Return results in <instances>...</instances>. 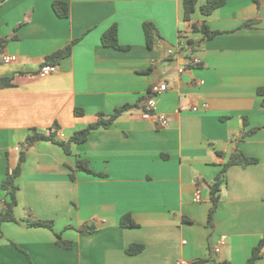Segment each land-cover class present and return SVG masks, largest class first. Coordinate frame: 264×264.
Wrapping results in <instances>:
<instances>
[{
	"label": "crops",
	"instance_id": "obj_1",
	"mask_svg": "<svg viewBox=\"0 0 264 264\" xmlns=\"http://www.w3.org/2000/svg\"><path fill=\"white\" fill-rule=\"evenodd\" d=\"M55 2L68 4L67 18ZM205 3L187 28L184 0H0V38L10 39L2 54L16 57L0 61V78L14 83L0 88V201L8 170L26 153L19 223L3 225L0 264L247 263L264 237V1L227 0L203 15ZM145 22L162 37L154 49ZM194 24L218 34L206 39ZM114 26L127 50L102 44ZM182 35L183 50L170 55ZM70 45L57 72L40 77L46 58ZM162 84L155 114L169 119L165 128L142 102ZM127 105L136 107L72 144L71 154L51 141L27 142L33 130L68 142L99 113ZM237 151L258 162L228 169L210 226V184ZM78 159L94 174L76 170ZM126 215L137 227L120 225ZM29 216L53 221L54 231L28 227ZM220 238L226 245L215 254ZM132 245L144 250L129 255Z\"/></svg>",
	"mask_w": 264,
	"mask_h": 264
},
{
	"label": "trees",
	"instance_id": "obj_2",
	"mask_svg": "<svg viewBox=\"0 0 264 264\" xmlns=\"http://www.w3.org/2000/svg\"><path fill=\"white\" fill-rule=\"evenodd\" d=\"M199 0H184V20L185 22L190 23L192 20V15L197 10ZM227 0H206V3L201 6V13L203 15H210L218 8L223 7L226 4ZM54 10L56 14L60 18H67L69 16V6L63 2H55L53 4ZM248 23L246 26H249ZM146 43L149 49L156 48L158 42L162 38L157 27L151 22H145L143 25ZM193 30L197 33L204 34L206 39L214 38L218 32L210 31L209 27L205 24L202 25H193ZM117 28L114 26L109 29L102 37V44L105 47H112L119 50H127L128 46H122L118 42L117 36ZM17 38V33L15 32L12 36V39ZM10 39L7 38H0V56L2 55V50L4 46L9 42ZM73 46L70 45L63 50H60L53 55L46 58L45 62L43 63V67L45 66H57L60 62L65 59L66 57L72 54ZM13 79L12 78H0V88H9L13 87ZM258 93L263 97V104H264V88L260 89ZM148 98V97H146ZM144 98L142 102L146 100ZM136 106H124L121 108H117L112 115H106L104 113H99L97 115V119L94 123L89 124L85 129L75 132V134L70 138L68 142L59 141L57 140V134L55 130H51L49 134L41 133L37 130H33L32 133L27 138V142L30 145H33L40 141H51L53 143L58 144L62 147V149L67 153L71 154V145L72 144H83L88 141L90 134L98 129L104 128L109 129L114 122L122 116L125 112L135 108ZM77 115H82L83 112L76 110ZM54 131V132H53ZM255 131L246 132L244 136H248L253 134ZM26 160V153L22 151L20 154V159L18 165L15 169H9L7 175L3 181V189L7 194V198L3 200L4 203L3 209L0 211V238L3 237V225L9 222L19 223L18 219L15 216V208L17 206V194L19 191V187L17 186L16 182L19 176L22 173L23 164ZM258 162L256 159L246 157L242 152L237 151L234 153L229 161L225 163L216 179L210 184V192H211V200L213 202V207L209 213V224L212 226L214 215L217 209V206L220 202V192L222 187L227 183V172L231 166L240 165L243 167H247L251 164H255ZM76 170L83 171L88 174H94L89 163L87 161H83L78 159L76 163ZM26 225L30 228H46L51 231H54V222L53 221H45L40 220L35 217H27L24 221ZM120 225L124 228H134L137 227V224L132 219L130 215H126L121 219ZM95 229L93 227L89 229H82L81 233L88 234L94 232ZM58 244L66 249H70L73 246L72 242H66L63 240L61 234H57ZM144 250L143 245H132L128 250L127 253L129 255H137ZM264 250V237L260 241L257 247L253 249L251 257L248 259L246 264H257L258 260L262 258ZM205 260H199L195 264H202ZM215 264H230L228 262H216Z\"/></svg>",
	"mask_w": 264,
	"mask_h": 264
},
{
	"label": "built area",
	"instance_id": "obj_3",
	"mask_svg": "<svg viewBox=\"0 0 264 264\" xmlns=\"http://www.w3.org/2000/svg\"><path fill=\"white\" fill-rule=\"evenodd\" d=\"M264 1V0H262ZM186 27L189 28L190 27V23H187L186 22ZM184 44H185V41L183 39V35H182V38H181V41L179 43V45L177 46V50L176 51H169V54L170 55H177V53L181 52L183 50V47H184ZM0 61L6 65L8 64H11L13 62L16 61V57L15 56H11V55H6V54H2L0 56ZM192 64L194 65H199L200 64V60L198 58H194L192 60ZM57 66H45L41 69L40 71V77L44 78V77H47V76H50L54 73L57 72ZM168 90V87L166 84H162L156 88H154L152 90V93L148 96V98L145 100L144 102V109L147 113H151L155 116L156 120H157V123H158V127L159 128H165L168 126L169 124V119L165 116V115H162V114H155V110H156V97L158 96V94H161V93H164ZM204 108H207V105L204 106ZM193 111L195 112H198L199 111V108L198 107H194L193 108ZM4 207V203L2 201H0V211L3 209ZM226 245V241L224 238H220L216 244V246L214 247V253L215 254H219L220 251H221V248L223 246ZM182 264H188V263H182Z\"/></svg>",
	"mask_w": 264,
	"mask_h": 264
}]
</instances>
